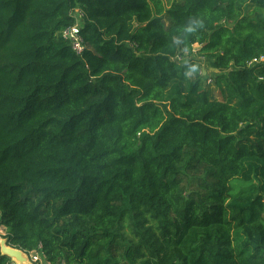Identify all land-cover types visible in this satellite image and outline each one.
<instances>
[{
	"label": "trees",
	"instance_id": "obj_1",
	"mask_svg": "<svg viewBox=\"0 0 264 264\" xmlns=\"http://www.w3.org/2000/svg\"><path fill=\"white\" fill-rule=\"evenodd\" d=\"M0 228L47 264H264V0H0Z\"/></svg>",
	"mask_w": 264,
	"mask_h": 264
},
{
	"label": "built area",
	"instance_id": "obj_2",
	"mask_svg": "<svg viewBox=\"0 0 264 264\" xmlns=\"http://www.w3.org/2000/svg\"><path fill=\"white\" fill-rule=\"evenodd\" d=\"M63 36L70 42L71 48L76 54L80 55L84 52L85 50L84 42L82 38L80 37L79 29L77 26H72L71 28L66 29L63 32ZM178 60L180 61L181 59H178ZM261 61H263L262 58L259 61L253 60L252 62L249 63V65L254 64V63H259ZM31 259H32V262L34 263L38 262L37 257H31Z\"/></svg>",
	"mask_w": 264,
	"mask_h": 264
},
{
	"label": "rangeland",
	"instance_id": "obj_3",
	"mask_svg": "<svg viewBox=\"0 0 264 264\" xmlns=\"http://www.w3.org/2000/svg\"><path fill=\"white\" fill-rule=\"evenodd\" d=\"M166 4H169V1L170 0H164ZM203 67H206V66H203ZM207 68V71L209 72V74H213L215 73L211 68L209 67H206ZM206 72L203 71V75L205 74ZM217 73V72H216ZM206 85H208L211 93H213L214 96H217V86L212 82V80H207L206 81ZM5 234V230L3 228H0V242L3 241L2 237L4 236ZM26 258H24V263L23 264H47L45 258L40 254V253H37V252H33L29 255H25ZM31 257H37L38 258V262L37 263H34L32 262V259ZM13 263L14 264H21L20 261H16V260H13Z\"/></svg>",
	"mask_w": 264,
	"mask_h": 264
},
{
	"label": "water",
	"instance_id": "obj_4",
	"mask_svg": "<svg viewBox=\"0 0 264 264\" xmlns=\"http://www.w3.org/2000/svg\"><path fill=\"white\" fill-rule=\"evenodd\" d=\"M0 252L2 255L9 257L12 261L16 260L17 262L20 261V263H24V258H26V254L22 251L8 247L5 240L0 242Z\"/></svg>",
	"mask_w": 264,
	"mask_h": 264
},
{
	"label": "bare ground",
	"instance_id": "obj_5",
	"mask_svg": "<svg viewBox=\"0 0 264 264\" xmlns=\"http://www.w3.org/2000/svg\"><path fill=\"white\" fill-rule=\"evenodd\" d=\"M21 264H23V263H21Z\"/></svg>",
	"mask_w": 264,
	"mask_h": 264
},
{
	"label": "clouds",
	"instance_id": "obj_6",
	"mask_svg": "<svg viewBox=\"0 0 264 264\" xmlns=\"http://www.w3.org/2000/svg\"><path fill=\"white\" fill-rule=\"evenodd\" d=\"M30 255V254H29Z\"/></svg>",
	"mask_w": 264,
	"mask_h": 264
}]
</instances>
